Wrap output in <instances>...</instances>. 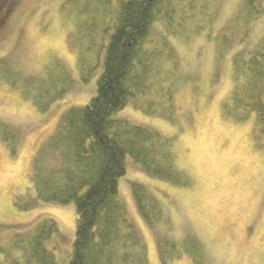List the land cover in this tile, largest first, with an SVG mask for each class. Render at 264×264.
I'll return each instance as SVG.
<instances>
[{"label":"rangeland","instance_id":"1","mask_svg":"<svg viewBox=\"0 0 264 264\" xmlns=\"http://www.w3.org/2000/svg\"><path fill=\"white\" fill-rule=\"evenodd\" d=\"M77 3L14 0L12 15L0 28V61L24 76L40 78L44 65L55 58L72 79L69 89L44 113L0 82V121L17 130L15 155L0 140V244L6 245L16 233L32 232L41 219L50 217L59 227L51 247L64 263L76 236L75 203L37 202L22 210L15 202L27 193L35 156L59 130L67 110L85 105L96 92L98 73L82 82L70 25L64 24ZM188 4L195 7L197 17L177 24L178 32L173 31L176 23H160L172 53L173 63L167 68L177 69L181 85L176 118L149 114L143 96L131 100L119 116L175 137L178 166L191 183L187 187L149 176L129 162L119 183L120 196L147 244L149 264H162L158 240L166 235L175 241L188 237L201 241L206 264H264V147L257 146L250 122L232 121L223 111L231 102L235 61L264 47V11L251 15L242 0ZM188 4L179 6L183 13L191 11ZM196 27L198 32L191 30ZM135 181L144 183L163 204L169 229H154L138 214L132 194ZM169 264L193 263L185 256Z\"/></svg>","mask_w":264,"mask_h":264},{"label":"trees","instance_id":"2","mask_svg":"<svg viewBox=\"0 0 264 264\" xmlns=\"http://www.w3.org/2000/svg\"><path fill=\"white\" fill-rule=\"evenodd\" d=\"M75 1L73 14L66 16L64 24L70 25L82 82L98 73L96 92L85 105L67 110L59 130L35 156L27 193L17 196L15 202L22 210L37 202H74L77 222L72 254L67 263L56 257L51 241L58 223L45 217L32 232L16 233L6 245L0 244V264H149L147 244L119 192L127 165L136 164L149 176L179 185L191 183L178 166L175 137L131 122L119 113L131 100L143 96L149 114L174 121L181 85L177 69L167 68L173 63L172 53L160 23L174 22L173 31L178 32L177 24L197 17L195 7L189 6L190 0ZM242 1L251 15L264 11V6H257L264 0ZM13 3L0 0V28L12 15ZM184 4L191 11L183 13L179 6ZM191 30L198 32V27ZM57 60L52 58L44 65L40 78L24 76L1 60L0 82L40 112H47L72 83ZM235 65L231 102L224 106V114L235 122H250L256 144L263 148L264 47L246 59L239 57ZM0 140L12 156L16 154L17 130L2 121ZM132 194L138 214L151 227L169 229L163 204L144 183L133 182ZM158 241L162 264L185 256L193 264H206L205 246L199 240L175 241L166 235Z\"/></svg>","mask_w":264,"mask_h":264}]
</instances>
